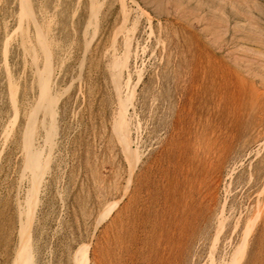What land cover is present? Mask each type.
Returning a JSON list of instances; mask_svg holds the SVG:
<instances>
[{"label":"rangeland","instance_id":"1","mask_svg":"<svg viewBox=\"0 0 264 264\" xmlns=\"http://www.w3.org/2000/svg\"><path fill=\"white\" fill-rule=\"evenodd\" d=\"M263 54L264 0H0V264H264Z\"/></svg>","mask_w":264,"mask_h":264},{"label":"bare ground","instance_id":"2","mask_svg":"<svg viewBox=\"0 0 264 264\" xmlns=\"http://www.w3.org/2000/svg\"><path fill=\"white\" fill-rule=\"evenodd\" d=\"M258 7V6H257ZM254 10V9H253ZM219 16V15H218ZM235 17V16H234ZM250 17V16H249ZM252 24H254V22H252ZM253 27V26H252ZM251 30H253V29H251ZM248 51V50H247ZM260 52V54L262 55V53H261V51H259ZM256 54V53H255ZM264 55V54H263ZM258 56V55H257ZM260 56V55H259ZM260 58H262V57H260ZM263 60H264V58H263ZM121 133H122V136H123V139L126 141L127 139H128V131H127V125H126V123L123 121L122 122V128H121ZM125 145H124V150H125V152L128 154V155H130V153H132L130 156H132L133 155V150L131 149V147H130V145L128 144V143H124ZM133 165H134V163H133ZM86 262H87V258L86 257H84V264H86Z\"/></svg>","mask_w":264,"mask_h":264}]
</instances>
